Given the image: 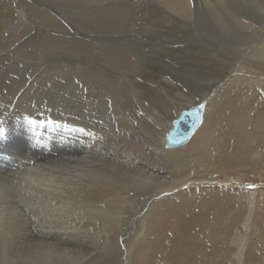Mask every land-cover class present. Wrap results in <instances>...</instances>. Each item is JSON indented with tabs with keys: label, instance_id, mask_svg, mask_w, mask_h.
Segmentation results:
<instances>
[{
	"label": "bare ground",
	"instance_id": "bare-ground-1",
	"mask_svg": "<svg viewBox=\"0 0 264 264\" xmlns=\"http://www.w3.org/2000/svg\"><path fill=\"white\" fill-rule=\"evenodd\" d=\"M262 70L264 0H0V123L21 128L24 117L44 113L68 124L64 139L25 145L42 153V164H23L18 178L0 175V187L60 194L78 207L63 219L33 221L24 233L0 221L5 264H95L109 235L116 246L106 264H133L146 243L159 249L162 216L186 204L181 190L257 188L230 173L264 178ZM198 105L195 133L167 148L182 111ZM254 193L244 190L248 196L229 205L225 198L212 227L198 223L183 264H244ZM170 242L176 250L179 242Z\"/></svg>",
	"mask_w": 264,
	"mask_h": 264
},
{
	"label": "rangeland",
	"instance_id": "rangeland-1",
	"mask_svg": "<svg viewBox=\"0 0 264 264\" xmlns=\"http://www.w3.org/2000/svg\"><path fill=\"white\" fill-rule=\"evenodd\" d=\"M158 69H163V68L159 67ZM262 72H264V70H262ZM32 116L33 115L28 116V117H24L27 120L23 118L24 121L23 120L22 121L24 124L21 128H19V127L11 128L12 126L9 127L7 122L0 123V128H1L0 129V136H3L4 142H5V146H3L4 149H3V151L0 150V154H2V155L8 154L7 156L10 157V161H9V159L8 160H0V175L1 176H3V174H4V176H10V177L12 176L13 178H16L17 176H19V172L23 171L21 169L24 168L23 166L25 164L28 165L29 167L35 163L39 164V162H40V164H42V161L38 160V158L42 157V153L36 147H34L35 145H37V143H38L37 141H39L40 139L48 137V136H56V137H61V138L66 137L64 135V131L67 130L66 128L68 127L66 120H64V122L63 121L58 122V120L55 119L54 116H50V114H44V113H42L40 117L33 116V118H35L37 120L30 119V118H32ZM50 117H52V118H50ZM40 121H41V123H40ZM36 123H38V124H36ZM10 130H11V132H10ZM205 133L208 136L209 130ZM0 139L2 140L1 137H0ZM22 142L26 143V144H23ZM6 143H7V145H6ZM8 143H10V144H8ZM28 143H30V144H28ZM14 144H16V145L18 144L17 146L19 148L17 146H16L17 147L16 148L14 146ZM27 144L29 146L31 144H33L34 146L28 147V149L30 151H27V153H26V151H24V148H27V147H25V145H27ZM8 145L9 146L11 145L10 146L11 148H9ZM12 146L14 148H12ZM6 147H8V148H6ZM11 150H12V153H11ZM257 150H258L257 153H259V156L261 157V161H260V164L258 167L261 169L262 168L264 169V164H263L264 163V145L262 144L259 147V149H257ZM18 151H19V154H17ZM9 152H10V154H9ZM5 153H7V154H5ZM16 155L21 157L23 159V161L19 157L16 158ZM12 156L14 159L11 158ZM26 157H28V158L26 159ZM19 159H20V162L21 161L22 162L27 161V162L21 164L19 162ZM33 160L35 161V163H33L34 162ZM13 162H15V163H13ZM5 163H7V165H5ZM18 167H19V169H18ZM12 168L15 170H13ZM231 173H230V178H235L238 181H244L245 183L251 182L252 184L256 183L259 185L257 188L254 185L253 186L249 185L250 187L248 186L246 188V187H243V185H241V183L238 184V182H236V183L233 182V183H230L227 185L203 186L201 188H197L196 193H194V191H193V193H189L187 191V189L181 190L180 193H178V195H179L178 197H180L179 199H181L183 197L182 199L184 200L186 198V200H185L186 204H187V200H191V202L189 204H187V206H185L186 204H184V206L182 205L183 207L181 205L178 206V203H179L178 200H177V202L175 200L172 202V203H177L176 205L178 206V208L177 209L175 208L176 209L175 212H171V214H169V215L165 214L162 216V219H161L162 223L160 224V231H159L160 233H159V236L156 238L157 240H159V243H161L159 245V249L157 250L154 247L151 248L149 246V243H146V245L142 246L140 252L136 253L133 256L134 257L133 258L134 259L133 264H183L184 261L181 259H183V257H182L183 253H184L185 249H187V248H184L185 247L184 244L187 245L190 242L193 243V241L196 239V237H197L196 235L198 233L197 224L198 223L200 224L203 221V223H206L207 225L210 224V226H211V224L213 222L212 217L214 216L212 214H215L214 210H216L218 208V205L220 203L223 204L224 202H226L225 198H232L230 200V202L227 203V205H229L232 202H234L240 196H248V195L243 194L244 190L245 191H253V192L255 191L253 196H254V201H255L254 206H255V213H256V215L253 214V217H252L250 224H249L250 229H249L248 235H249L250 242L252 243V245L247 247V250H249V257H248V260L244 264H264V244H263L264 241L259 240V238H260L259 234L260 235L262 234V238L264 239V221H263V219H264V178L260 179L256 176H253L252 174L244 173V170H241L240 173H238V174H234L235 172H231ZM248 180H249V182H248ZM14 186H15L14 184H13V186L11 184H5V185L0 187V197L2 199H4V202H5V206L0 207L1 208L0 209V219H1L0 221H2L1 224H5V223L6 224H9V223L13 224L14 228L16 230L18 228H20L21 232H23V233L25 232V229H27V227L33 223V221H36L37 222L36 224H41L40 222L44 223L45 218H47L48 216H52V217L58 216L61 218L62 217L65 218L66 216L71 215L72 210H78V207H76L73 204V202L67 201L65 199V197L60 195V194H54L51 197H48L45 194L39 195L37 192L36 193L35 192L30 193L28 190H26V188H22V187H18V186H17L18 188H16ZM194 194H195V196H194ZM200 195H201V198L204 199V201L203 200L200 201V199H199ZM167 202L168 201H165L164 205H166ZM204 202L206 203V205L204 204ZM169 203H168V206H169ZM208 203H210V204H208ZM170 206H172V204H170ZM198 209L199 210L202 209L201 210V213H203L202 214L203 216L201 215L202 218L200 216L201 213ZM195 215H196V217H194ZM35 217L36 218L38 217V218L35 220ZM193 217L195 220L193 219ZM69 219H70L69 217L66 218V220H68V221H69ZM199 219H200V221H199ZM7 220L10 222L7 223L6 222ZM193 224H195V225H193ZM190 225H191V227H190ZM241 225H242V223H239L238 227L241 228ZM185 226H186V228H185ZM4 227H5V225H1V227H0V264H5L6 254L8 251L6 243H5V239H6L5 232L6 231L4 230ZM183 231H184V234H183ZM161 233H163V234H161ZM178 235L181 238L178 237ZM109 237H110V239L108 240L109 244L107 245V247H105L104 249H102L99 252L98 257L96 258V260L94 262L98 261L99 259H101V260H99V262H97L95 264H106L107 262H105V261L107 260V256H105V255L107 253H110V252L115 254L114 253V250H115L114 247L116 246L115 237L113 235H109ZM151 237H153V235H151ZM219 237L221 238V234H217V238H219ZM173 238H175V240L177 242H179L181 240L180 242H182V245L180 242L176 243V245H177V246H175L176 250L172 249L170 251V249L173 247L171 245L172 242H170V240L172 241ZM184 238H185V240H184ZM151 240H152V238H151ZM191 240H193V241H191ZM232 247H233L234 251L232 252L231 256L232 255L234 256L235 253L237 252V246L233 245ZM108 248H110V249H108ZM165 248H166V251H164V253H161L162 249H165ZM195 250H197V249H195ZM142 253L146 254V256L143 255ZM176 254H178V255H176ZM104 257L106 260L103 259ZM198 262H201V261H198ZM204 262H205V260H204Z\"/></svg>",
	"mask_w": 264,
	"mask_h": 264
},
{
	"label": "water",
	"instance_id": "water-1",
	"mask_svg": "<svg viewBox=\"0 0 264 264\" xmlns=\"http://www.w3.org/2000/svg\"><path fill=\"white\" fill-rule=\"evenodd\" d=\"M202 109L200 105L192 107L176 122L174 131L170 130L165 136L167 148L180 147L186 144L195 133L202 121Z\"/></svg>",
	"mask_w": 264,
	"mask_h": 264
},
{
	"label": "snow or ice",
	"instance_id": "snow-or-ice-1",
	"mask_svg": "<svg viewBox=\"0 0 264 264\" xmlns=\"http://www.w3.org/2000/svg\"><path fill=\"white\" fill-rule=\"evenodd\" d=\"M200 107H201V108H203V107H204V105H200ZM66 127H67V126H66ZM74 130H75V129H74ZM80 131H83V129H80Z\"/></svg>",
	"mask_w": 264,
	"mask_h": 264
}]
</instances>
